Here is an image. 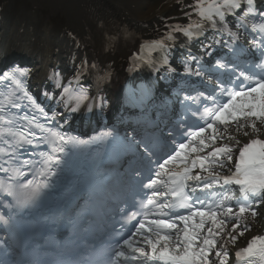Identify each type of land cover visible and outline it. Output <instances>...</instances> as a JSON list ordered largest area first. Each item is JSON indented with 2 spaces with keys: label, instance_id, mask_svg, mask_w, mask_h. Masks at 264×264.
Wrapping results in <instances>:
<instances>
[{
  "label": "snow or ice",
  "instance_id": "obj_1",
  "mask_svg": "<svg viewBox=\"0 0 264 264\" xmlns=\"http://www.w3.org/2000/svg\"><path fill=\"white\" fill-rule=\"evenodd\" d=\"M181 11L188 23L165 24L159 39L141 45L148 58L135 57L130 70L135 61L153 63L151 53L158 52L161 67L175 72L167 55L177 34L192 42L210 30L202 55L189 50L181 61L184 75L199 78L205 91L185 98L196 108L185 106L171 140L137 144L143 147L133 172L138 198L131 211L123 210V223L105 248L108 264H230V247L252 226L247 216L255 218L264 205V10L257 0H193ZM217 45L228 53L206 68L201 61ZM89 67L96 65L82 61L67 84L59 73L50 77L62 88L58 103L68 113L93 100L78 83ZM29 72L16 65L0 75L9 89L0 94V204L8 209L39 206L71 150L85 143L61 130L64 113L49 115L26 91ZM108 78L105 72L102 79ZM0 222L9 219L0 214ZM234 257L231 264H264V235L252 236Z\"/></svg>",
  "mask_w": 264,
  "mask_h": 264
},
{
  "label": "bare ground",
  "instance_id": "obj_2",
  "mask_svg": "<svg viewBox=\"0 0 264 264\" xmlns=\"http://www.w3.org/2000/svg\"><path fill=\"white\" fill-rule=\"evenodd\" d=\"M174 1L178 3V0ZM165 2L167 5L162 7ZM171 3V0H0V6L12 15L13 22L18 23L21 19V26L31 31L49 24L76 27L88 15L103 14L105 8L113 5L121 6L128 15L136 18L135 23L142 21L135 27L142 34L150 23H156L153 16L157 15L159 26H163L164 14L171 11L168 9Z\"/></svg>",
  "mask_w": 264,
  "mask_h": 264
}]
</instances>
